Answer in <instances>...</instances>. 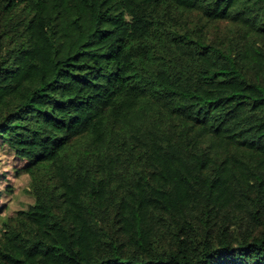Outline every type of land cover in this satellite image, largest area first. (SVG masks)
I'll use <instances>...</instances> for the list:
<instances>
[{
    "label": "rangeland",
    "instance_id": "374dc122",
    "mask_svg": "<svg viewBox=\"0 0 264 264\" xmlns=\"http://www.w3.org/2000/svg\"><path fill=\"white\" fill-rule=\"evenodd\" d=\"M30 20L22 13L3 15L0 57L15 75L10 85L0 84V111L16 109L29 89L48 78L51 49L37 25L34 38L28 36ZM151 30L149 23L137 26L136 37L150 36ZM165 46L154 37L152 43L134 41L132 50L153 53L151 74H159L160 68L163 80L179 89H193L192 75L217 65L214 57L204 55L189 77L180 78L174 69L186 70L191 51ZM160 56L170 57L173 64L162 66ZM32 60L41 63V73L34 71ZM122 88L119 83L114 91ZM195 88L203 100L236 92L255 99L238 96L202 107L200 99L154 96L143 110L123 114L122 131L99 127L86 153L72 148L45 168L37 167L32 176L22 170L26 161L0 145V236L2 222L22 212L17 223L27 237L1 244L0 264H93L97 222L122 226V242L128 247L153 242L164 250L172 244V216L183 229L184 210L197 225L205 211L214 216L226 210L239 224L254 228V206L247 197L256 190L258 176L264 177V143L259 139L264 103L238 80ZM94 91L70 84L59 93ZM135 163L146 170L151 185L133 173ZM73 249L79 261L64 256Z\"/></svg>",
    "mask_w": 264,
    "mask_h": 264
},
{
    "label": "trees",
    "instance_id": "16d2710c",
    "mask_svg": "<svg viewBox=\"0 0 264 264\" xmlns=\"http://www.w3.org/2000/svg\"><path fill=\"white\" fill-rule=\"evenodd\" d=\"M14 13L29 15L28 36L34 38L37 25L51 49L48 78L29 89L16 109L0 111V145L27 162L22 170L30 176L72 148L86 153L99 127L122 131L123 114L143 110L154 96L200 99L202 107L238 96L255 99L236 92L211 101L195 92V87L238 80L264 103V0H0V29L3 15ZM144 23L152 26L150 36L138 39L136 28ZM154 37L160 45L170 42L190 49L186 70L175 66L180 78L189 77L204 55L214 57L217 65L195 72L193 89H179L163 80L160 68L159 74H151L153 53L132 50L134 41L152 43ZM40 53L45 57L43 50ZM159 60L162 66L173 64L170 57ZM31 64L41 73V63ZM14 75L0 57V84L10 85ZM119 83L123 88L115 92ZM70 84L95 91L59 93ZM259 139L264 143V130ZM133 173L151 185L138 163ZM258 180L247 197L254 206V228L239 224L226 210L214 216L205 211L197 225L184 210V228L173 215L168 227L172 244L164 250L153 242L128 247L122 242V226L97 222L93 264H264V177ZM21 213L2 222L0 245L14 236L27 240L17 223ZM63 254L79 261L77 249Z\"/></svg>",
    "mask_w": 264,
    "mask_h": 264
}]
</instances>
